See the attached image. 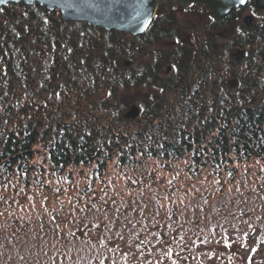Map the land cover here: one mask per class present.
<instances>
[{
	"label": "trees",
	"instance_id": "1",
	"mask_svg": "<svg viewBox=\"0 0 264 264\" xmlns=\"http://www.w3.org/2000/svg\"><path fill=\"white\" fill-rule=\"evenodd\" d=\"M254 7L248 0L208 23L182 16L197 29L193 45L168 11L133 36L37 3L0 8V191L57 193L49 181L72 187L83 172L89 185L68 214L60 197L49 216L19 211L16 230L0 224V264H264V173L248 169L264 161V17L257 33L243 25L229 52L215 41ZM171 40L180 46L157 47ZM142 87L148 99L131 117L125 94ZM176 163H189L193 178L210 170L218 190L146 196L149 184L157 191L155 167ZM241 173V189L229 188ZM96 182L101 194L90 199Z\"/></svg>",
	"mask_w": 264,
	"mask_h": 264
},
{
	"label": "rangeland",
	"instance_id": "2",
	"mask_svg": "<svg viewBox=\"0 0 264 264\" xmlns=\"http://www.w3.org/2000/svg\"><path fill=\"white\" fill-rule=\"evenodd\" d=\"M176 4L177 3H175L174 5ZM207 10H205L203 7H200L198 9L200 18H202V20H204L206 23H208L210 19L212 18V13L209 10L208 11ZM167 11H168V8L166 5V1H163L161 4H159L158 13L167 12ZM259 12L261 13H255L252 11V9L247 10V12L244 14L243 17H241V19L237 20L236 22H234L233 24H231L229 27H227L221 32L220 37H218L217 41L220 44L227 46L225 52H229L232 50L231 47L233 46V44L230 42V40L232 38L237 37L243 31L241 28L243 27V25L248 24L245 21V16H250V15L255 16L256 15L257 17L256 16L255 17L257 18V20H259V17H263L264 11H259ZM175 14H176L177 19L182 18L179 15V13L175 12ZM186 21L192 23V20L190 21L186 20ZM195 22H196V19H195ZM186 29H189V28H186ZM186 35L187 33L183 34V37H185ZM159 46H163L162 48L164 49L177 47L172 41L166 44L164 42H161L157 45V47ZM246 58L247 56L244 59ZM130 64H132V62ZM149 90L150 89L148 88L142 87L140 89L128 91L125 94L124 101H126L131 108L137 107L138 109H140V103L148 99V95L150 93ZM252 163L253 164H251V166H249L248 168L249 173L251 172L253 176L259 177L258 176L259 174L264 173V161L258 159ZM188 164L189 163H176V167L171 168L164 172L160 167L158 168L155 167L157 171L153 177L154 178L156 177V182L154 184L155 186H157L155 188L157 191L155 192L154 190L147 191V188L149 189L150 187V184H149L147 188H144V190L146 191L144 192L145 195L148 196L149 198H153L156 196V194L158 195L159 190L162 191L164 190V188H167L168 186H171L172 190H175V193H177L175 196L177 197L184 198L186 196L188 197L201 196L204 198V197L214 194L218 190L217 183H216L219 180L218 177L215 174H213L210 170H207L203 172L197 178H193V176L189 174V170L187 168ZM87 173L83 172L82 175L74 174L75 176L74 178L76 179L73 178L74 180L71 181V183L74 184V185L71 184L72 187H69L70 182L63 178H60V180L56 182L49 181L50 185H52L51 182L56 184L57 186L56 189L58 190L57 193H55L56 190L51 191L47 189V187H45L43 190L41 191L39 190V192L36 191L34 194H29L27 193V190H22L17 195V194L12 193L15 186L4 187L0 191V210H4L2 213L3 218L2 220H0V224H4V225L8 224L9 226H11L12 221H14L13 217L16 215L15 213L19 211L20 213L22 212L24 215L22 216L21 220H26L28 218L32 219V218H35V216L37 215L42 216V217L46 215L49 216L53 213L54 210L60 209L59 207L61 205V203H59L60 197H63L66 200L65 206H67V208H64L63 212L68 214L69 209H70V204L68 203L72 201L71 198L74 197V195H77L79 198H82V195H80V190L82 187L87 186V183L85 181ZM242 173L240 174V179H237L235 182H230V183H228V181L226 182L229 188L234 189V190L241 189V182H243ZM107 176H112V175L108 174ZM75 180H78L77 185H75L76 184ZM43 181L48 182V180L46 179L45 180L43 179ZM259 181L262 182V179L259 178ZM118 184H121V183H118ZM87 187L89 188V185ZM102 187L103 186L100 182H96L95 186L93 185L92 190L88 194L89 198L94 199L95 195L100 196ZM80 205H82V203L79 202L77 204V207H79ZM75 211H76L75 208H73L74 213ZM76 214L75 216L78 218L79 216H77ZM64 220L66 221L64 222L65 226L67 225L69 226V228H72L75 226L76 220H74L72 216H71V219H70V216L69 217L65 216ZM11 227L14 228V230H16L15 224L12 225Z\"/></svg>",
	"mask_w": 264,
	"mask_h": 264
},
{
	"label": "water",
	"instance_id": "3",
	"mask_svg": "<svg viewBox=\"0 0 264 264\" xmlns=\"http://www.w3.org/2000/svg\"><path fill=\"white\" fill-rule=\"evenodd\" d=\"M25 3L27 5L40 4L50 9H57L64 21H83L94 27L105 30H116L129 33L133 36L143 34L158 13V0H0V8L10 3ZM247 0H166L169 14L174 21L184 28H189L177 19L174 4L181 3L201 4L216 17L221 18L234 8L243 6ZM258 8L264 9V0H256ZM250 24V16L245 17ZM247 56V51L239 49L235 53L237 61H242ZM131 62H127L130 65ZM232 87L238 85L237 80H232ZM139 114L137 107H132L129 116Z\"/></svg>",
	"mask_w": 264,
	"mask_h": 264
},
{
	"label": "flooded vegetation",
	"instance_id": "4",
	"mask_svg": "<svg viewBox=\"0 0 264 264\" xmlns=\"http://www.w3.org/2000/svg\"><path fill=\"white\" fill-rule=\"evenodd\" d=\"M248 1V0H247ZM251 1H254V8H248L247 10H249V9H252V11L253 12H255V13H261V12H259V11H264V9H260V8H258L257 6H256V4H255V1L256 0H251ZM200 7H203L205 10H207L206 8H205V6L204 5H201V4H194V6L192 5V4H189V5H187V6H183L181 3H177L176 5H174V12H177V13H179V15L182 17V16H186L187 18H193L194 16H196V15H199L200 16V14H199V12H198V9L200 8ZM235 9V8H234ZM177 10V11H176ZM247 10L242 14V17L244 16V14L247 12ZM208 11V10H207ZM210 11V10H209ZM229 13V12H228ZM213 15V14H212ZM256 16V15H255ZM254 15H250V24L249 25H251V26H253V28L255 27V32L257 33V30H258V25H260L261 24V22H262V20H263V17H264V15H263V17H259V20H257V16L255 17ZM215 17V16H214ZM246 17V16H245ZM179 20V19H178ZM188 26V25H187ZM182 27V26H181ZM189 27V29H186V28H184V27H182V28H184V29H186L187 30V35L185 36V37H182V42H185V41H189V44H191V45H193L190 41H192V39H193V37H194V34L192 33V32H194V33H196L197 34V29H195L192 25H189L188 26ZM215 38V37H214ZM176 46H180V44H179V41L178 40H171ZM171 41H166V42H164L165 44L166 43H168V42H171ZM215 41L217 42V38H215ZM260 40L258 39V38H256L255 40H254V42L256 43V45H258V42H259ZM172 46H174V45H172ZM190 49H193V48H191L190 47ZM191 51V53H192V50H190ZM203 52H204V46H203V44L201 43V46H200V55H202L203 54ZM193 54V53H192ZM171 71V67H169L168 68V72H170ZM231 84V83H230Z\"/></svg>",
	"mask_w": 264,
	"mask_h": 264
},
{
	"label": "bare ground",
	"instance_id": "5",
	"mask_svg": "<svg viewBox=\"0 0 264 264\" xmlns=\"http://www.w3.org/2000/svg\"><path fill=\"white\" fill-rule=\"evenodd\" d=\"M163 1H166V0H158V3L161 4Z\"/></svg>",
	"mask_w": 264,
	"mask_h": 264
},
{
	"label": "snow or ice",
	"instance_id": "6",
	"mask_svg": "<svg viewBox=\"0 0 264 264\" xmlns=\"http://www.w3.org/2000/svg\"><path fill=\"white\" fill-rule=\"evenodd\" d=\"M244 2V0H241V3H243ZM231 174V173H230Z\"/></svg>",
	"mask_w": 264,
	"mask_h": 264
}]
</instances>
